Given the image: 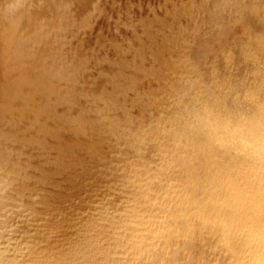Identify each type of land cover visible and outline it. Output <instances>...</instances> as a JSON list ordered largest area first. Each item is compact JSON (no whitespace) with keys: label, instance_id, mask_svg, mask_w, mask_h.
<instances>
[{"label":"clouds","instance_id":"clouds-1","mask_svg":"<svg viewBox=\"0 0 264 264\" xmlns=\"http://www.w3.org/2000/svg\"><path fill=\"white\" fill-rule=\"evenodd\" d=\"M170 14L178 28L148 48L155 89L78 122L115 162L70 237L53 243L0 180V264H264V0H172ZM149 33L164 35L136 22ZM2 59L17 81L76 94L55 29L7 39Z\"/></svg>","mask_w":264,"mask_h":264},{"label":"bare ground","instance_id":"bare-ground-1","mask_svg":"<svg viewBox=\"0 0 264 264\" xmlns=\"http://www.w3.org/2000/svg\"><path fill=\"white\" fill-rule=\"evenodd\" d=\"M171 10L172 0H0V180L11 184L13 200L32 207L57 233L53 243L70 237L76 220L104 194L115 162L78 122L90 106L89 118L102 119L97 110L109 97L132 105L155 89L148 48L166 42L168 27L178 28ZM145 19L164 35H133ZM51 29L68 62L80 65L74 96L17 81L3 62L7 39Z\"/></svg>","mask_w":264,"mask_h":264}]
</instances>
